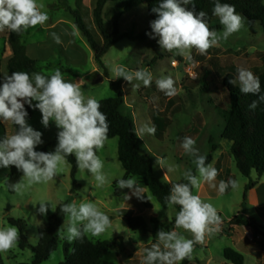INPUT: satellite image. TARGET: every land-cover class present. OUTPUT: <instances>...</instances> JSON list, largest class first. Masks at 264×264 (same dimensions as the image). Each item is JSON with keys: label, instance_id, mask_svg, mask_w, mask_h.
<instances>
[{"label": "rangeland", "instance_id": "1", "mask_svg": "<svg viewBox=\"0 0 264 264\" xmlns=\"http://www.w3.org/2000/svg\"><path fill=\"white\" fill-rule=\"evenodd\" d=\"M95 2L96 0H38L49 19L43 26L37 25L24 32L22 39L29 58L37 63V72L50 75L54 69L59 68L66 81L80 82L84 95L97 101L113 98L110 82L121 80L124 95L121 111L133 118L136 128L145 123L152 124V117H159L158 112L165 111L164 117L169 121V126L165 129L162 140L145 134L143 139L138 137V141L140 153L153 156L155 175L168 183L170 192L172 183H187L182 175L184 171L190 169L193 174L198 175L194 157L185 153L181 147L184 137H191L196 141L195 147L200 155L212 156L210 164L219 172L215 181L217 185L220 180L227 181L229 178L238 182L236 189L229 187L223 195L207 183H203L199 190L192 189L194 195H200L202 200L216 208L221 222L218 231L206 235L203 243L194 245L191 259H187L188 264H230L223 258L225 249L240 253L244 259L243 264H264V177L259 179L253 173L250 180L256 184L246 191L249 179L237 170L229 152L230 144L222 138L224 113L229 108V101L222 87L224 75L229 72L238 76L239 68L251 71L256 77L264 72V31L259 23L245 19L244 26L227 40L221 39L204 55L193 49V60L186 61L181 56L161 50L157 42L159 37L150 38L151 20L146 6L141 5L120 17L118 33L133 36L145 34L146 38L115 43L103 56L100 66L95 62L94 52L86 38L75 27L73 18L67 11V8L77 10L94 41L102 45V35L92 16ZM183 6L190 10L187 5ZM123 8V0L105 5L102 17L109 33L113 31V22ZM209 27L218 32L223 31L216 16ZM53 32L60 36L61 44L53 40ZM2 49L3 42L0 40L1 84L5 75H11L6 69V61L2 58ZM114 65H124L130 71L147 69L153 74L151 86L145 87L142 82L134 80L132 84L141 85L134 89L123 78L113 79L110 68ZM98 76L102 81H97ZM164 76L174 79L178 89L175 96L168 97L156 87V79ZM236 84L239 85L238 80ZM167 99H171L169 104ZM41 120L42 114L38 109H33L32 116L27 119L29 125L42 133L44 142L37 148L51 142L59 131L54 122H50L49 127L45 128ZM0 122L5 135L15 133V125ZM212 147H215V151H212ZM97 155L104 161L103 170L111 183L98 188L92 174L77 167L74 181L79 189L73 194L70 193L73 180L68 163L62 166V170L52 181L33 185L34 189L32 186L27 188L23 195L7 192L5 182L9 168H0V227L12 226L8 219L21 220L24 228L20 234L25 236L30 246H35L38 228L45 226L47 217L54 213L51 206L56 209L66 200L70 203L86 200L96 204L112 221L111 227L101 236L86 235L92 242L116 240L115 246L103 257V262L141 264L142 257L146 255L144 249L157 242L156 236L151 238L148 233L131 231L124 217L118 215L120 210H124L128 216L142 218L148 230L149 219L154 217L164 224L162 229L176 230L186 238H192L189 232L175 228L179 205H168L166 209L160 207L147 188L143 199L131 196L132 190L125 193L131 196L127 201L123 199L125 194L119 197L113 195V182L125 177L117 159L116 138L107 140ZM156 157L164 158L167 165L178 167L167 172V168L157 165ZM140 185L145 187L142 183ZM41 200L50 203L46 215L38 212V202ZM235 218L251 222L254 227L231 225L230 221ZM67 222L66 216L64 224ZM64 241L67 240L59 238L57 249L43 264H60L64 261ZM0 255L4 264L31 263L33 259L30 248L22 250L18 245L7 252H0Z\"/></svg>", "mask_w": 264, "mask_h": 264}, {"label": "clouds", "instance_id": "2", "mask_svg": "<svg viewBox=\"0 0 264 264\" xmlns=\"http://www.w3.org/2000/svg\"><path fill=\"white\" fill-rule=\"evenodd\" d=\"M194 3V0H160L158 6L152 9L157 18L150 22V38L159 37L157 42L161 50L181 56L186 61L193 60V49L201 55L206 54L221 39L227 40L238 32L245 22V17L236 12L234 5L215 0L213 15L218 17L219 24L223 26V31L218 32L209 27L204 11L197 14L183 6H194ZM42 9L43 5L38 0H0V32L8 30L21 34L37 25L43 26L49 16ZM51 35L57 44L62 43L55 32ZM110 71L113 79L123 78L130 84L135 80L149 87L153 80V74L147 69L130 71L124 65H114ZM237 71L241 93L258 95L261 90L259 78L245 68ZM237 80H230L229 83L234 85ZM155 83L168 97L178 93L171 76L158 78ZM140 86V83L132 84L134 89ZM258 102H264V95H258V101H252L249 107L255 109ZM25 104L40 111L41 123L45 128L49 127L50 122H54L59 129L54 151L36 150L44 141L42 133L29 125ZM0 121L17 128L14 134L6 135L0 140V168L15 166L22 173L18 182L8 184L12 192L23 195L33 185L52 181L67 163L68 156L75 157L78 169L92 174L96 187L102 188L111 183L103 170L104 161L97 155L108 140V117L101 111L97 99L84 95L80 82L64 79L61 69H54L50 75L39 72L30 75L26 71H14L11 75H5L0 85ZM134 132L143 139L145 134L155 135L156 127L149 122L136 128ZM195 144L193 138L184 137L181 147L185 153L194 157L198 175L189 169L182 174L187 183L169 181L172 187L166 197L169 206H180L175 217V228L189 232L192 238H186L176 230L166 231L161 228L156 233L157 242L144 249L146 255L142 257L141 264H180L185 259H191L194 245L203 243L206 235L218 231L221 222L216 208L202 200L200 195H194L192 189L199 190L203 183H207L223 195L229 187H238V182L231 178L227 181L220 180L217 185L215 181L218 170L206 163L207 157L199 154ZM156 163L161 168H167V172L178 167L167 165L162 157H156ZM116 186L120 190H132L131 196L138 199H143L146 189L140 185L138 176L120 178ZM131 196L125 194L123 199L127 201ZM38 203V212L46 215L50 203L43 200ZM51 208L56 210L52 206ZM60 211L68 217V222L57 230V234L70 244L82 240L86 235L99 237L112 224L109 216L91 201L65 203L60 206ZM40 235L43 236V233ZM19 240L20 230L17 226L0 227V252L13 249Z\"/></svg>", "mask_w": 264, "mask_h": 264}, {"label": "trees", "instance_id": "3", "mask_svg": "<svg viewBox=\"0 0 264 264\" xmlns=\"http://www.w3.org/2000/svg\"><path fill=\"white\" fill-rule=\"evenodd\" d=\"M117 0H96L92 10L94 23L102 35L103 43L98 45L91 34L87 30L81 15L77 10L67 8L68 13L73 18L75 27L86 38L92 51L94 52V60L98 65H102V58L108 50L121 40L134 41L137 39L144 40L145 34L133 36L130 34L118 33V20L124 13L130 12L132 9L145 5L147 14L151 21L157 18L156 13L152 12L153 7L158 6L160 0H123L124 8L119 12L113 22V31L109 33L103 23V9L107 3H115ZM193 4L187 5L190 10L199 13L201 10L207 14L209 24L215 18L213 8L215 0H194ZM221 3H228L235 6L236 12L241 14L249 22L259 23L262 31H264V0H220ZM7 44L10 48L11 55L6 60V69L11 74L14 71H26L30 75L37 72V63L29 58L26 54V48L22 43L23 33L16 34L5 30ZM236 75L227 72L222 79V87L229 101V108L224 113V130L222 138L230 144V155L232 156L235 166L240 174L249 179L245 187L246 191L251 190L255 186V182L250 180L254 173L257 178L264 177V102H258L255 109H251L249 105L252 101H258V95H264V72L259 74L261 90L258 95L243 94L240 91V86L229 83L230 80H236ZM237 83V82H236ZM1 85V83H0ZM110 88L114 93V97L110 99L98 101L107 117L110 125L108 133L109 139H117V159L125 172L124 179L131 176H138L139 183H142L160 207L166 209L167 195L170 194V187L166 181L157 178L154 170L153 156L150 154H142L139 151V141L134 130L136 129L133 118L130 115L124 114L121 108L124 104V95L121 88V80L117 79L110 82ZM29 119L32 116L33 108L25 104ZM165 111L158 112L159 117H152V124L156 127L155 137L162 140L165 129L169 126V121L164 117ZM17 130V128H16ZM5 130L0 122V140L5 137ZM57 145V134L51 142L41 148H36L37 151L51 152L55 150ZM215 151V147L211 148ZM67 163L70 165V177L73 180L71 194L75 193L79 186L75 183L74 177L77 172V165L74 156H68ZM212 161V156L207 155L206 163ZM22 173L15 166L9 167V172L6 178L5 186L7 192L13 194L9 188V183H15L20 180ZM117 181L112 184L113 195L122 196L130 189L120 190L116 186ZM65 203H70L69 200L64 201L56 207L53 214L47 217L45 227L37 230V243L35 246H30L23 234H20L18 246L20 249L30 248L33 253L31 263L24 264H43L48 260L50 255L57 249L59 244V235L57 230L65 223L66 215L60 211V206ZM180 210V206H178ZM118 215L124 217L128 228L133 232L148 233L151 238H155L159 229L164 227V224L156 218L149 219L150 229L140 217L128 216L124 210L118 211ZM8 223L12 226H17L20 231H23L24 223L21 220L8 219ZM174 223V222H173ZM231 225L239 227H254L251 222L240 221L233 219ZM43 233V236L40 234ZM116 244V240L92 242L86 236L82 240L74 243L64 241L62 250L64 261L60 264H109L103 262V257ZM74 249V251H72ZM223 258L230 264H243L244 259L241 254L232 250L225 249ZM0 264H4L0 255ZM180 264H188V260L181 261Z\"/></svg>", "mask_w": 264, "mask_h": 264}, {"label": "crops", "instance_id": "4", "mask_svg": "<svg viewBox=\"0 0 264 264\" xmlns=\"http://www.w3.org/2000/svg\"><path fill=\"white\" fill-rule=\"evenodd\" d=\"M6 37H7V34H6V32H0V40L3 42V49H2V58L6 61L9 57H10V55H11V51H10V48H9V46H8V44H7V40H6ZM26 48V47H25ZM26 54L28 55V53H27V48H26ZM0 63H1V61H0ZM0 83H1V81H0ZM2 85V84H1ZM171 99H167V103L169 104L171 101H170ZM8 172H9V170H8ZM7 175H8V173H7ZM7 175H6V178H7ZM168 179V178H167ZM32 188H33V186H32ZM34 189V188H33ZM7 190V189H6ZM46 226V225H45ZM45 226H43V227H45ZM39 229V228H38ZM240 254V253H239Z\"/></svg>", "mask_w": 264, "mask_h": 264}, {"label": "water", "instance_id": "5", "mask_svg": "<svg viewBox=\"0 0 264 264\" xmlns=\"http://www.w3.org/2000/svg\"><path fill=\"white\" fill-rule=\"evenodd\" d=\"M97 81H102V78L98 76V80Z\"/></svg>", "mask_w": 264, "mask_h": 264}, {"label": "built area", "instance_id": "6", "mask_svg": "<svg viewBox=\"0 0 264 264\" xmlns=\"http://www.w3.org/2000/svg\"><path fill=\"white\" fill-rule=\"evenodd\" d=\"M174 65V63H172ZM191 76V75H190Z\"/></svg>", "mask_w": 264, "mask_h": 264}]
</instances>
